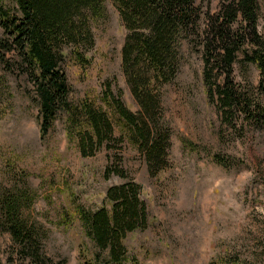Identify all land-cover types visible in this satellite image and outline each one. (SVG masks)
I'll return each instance as SVG.
<instances>
[{"label":"rangeland","instance_id":"obj_1","mask_svg":"<svg viewBox=\"0 0 264 264\" xmlns=\"http://www.w3.org/2000/svg\"><path fill=\"white\" fill-rule=\"evenodd\" d=\"M197 1L214 12L219 3ZM257 2L263 39L264 0ZM102 4L87 18L86 35L31 40L61 71L60 89L32 64L30 38L18 44L0 25V264H264V121L224 120L191 37L166 77L143 75L154 95L143 115L164 135L162 165L150 170L115 106L142 116L122 68L127 32L113 4ZM18 14L11 0H0V18ZM243 51H235L230 78L256 97L264 74ZM45 91L54 95L46 119L39 107ZM88 112L109 119L111 135L96 137L100 143L87 139ZM128 181L139 186L146 220L121 236L122 252L111 259L87 233L86 217L110 209L105 190Z\"/></svg>","mask_w":264,"mask_h":264},{"label":"trees","instance_id":"obj_2","mask_svg":"<svg viewBox=\"0 0 264 264\" xmlns=\"http://www.w3.org/2000/svg\"><path fill=\"white\" fill-rule=\"evenodd\" d=\"M102 1L11 0L19 14L1 17L0 25L8 37L18 44L22 37L30 38L32 64L38 65V73L42 78L60 89L63 83L61 71L54 68L55 63L46 51L36 47L31 40L38 33L64 35L70 39H75L79 34L86 35L87 18L92 19L100 13ZM109 1L127 32L121 45L122 68L129 89L141 104L142 110L139 113L142 116L137 120L124 105L115 102V106L119 117L126 121L124 124L127 126L131 123L129 137L143 151L150 170L162 165L163 146L159 142L164 135L152 132L149 120L143 115V112L146 115L150 111L154 97L151 91L145 89L149 80L145 83L143 75L150 77V82L158 80V77H166L177 63L178 51L181 53L184 45L189 47L188 40L191 37L194 38L192 44L198 45L204 80L207 82L211 77L207 85L209 98L216 101L217 110H220L224 120L234 125L233 120L240 116L241 121L245 120L254 126L262 125L264 78H259L256 83V97L247 89L235 85L230 78V65L235 58V51H243L244 44L250 46L251 50L248 53L243 51V56L255 64L260 76L264 74V38H260L255 26L258 17L257 0H219L215 12L210 11L206 3L202 5L197 0ZM234 23L237 25L233 26ZM182 41L187 44L181 45ZM5 44L1 42L4 48L10 46ZM221 73V79L216 81L215 75ZM53 96L45 91L39 104L44 119L50 114ZM87 119L92 132L87 133L88 141L100 143L98 139L111 135V125L104 114L88 112ZM44 127L41 119L40 133ZM81 148L84 153V148ZM118 169V166H113L110 170L121 175L122 171ZM138 187L133 181L110 185L105 190L110 209L102 205L86 217L87 233L97 247L106 248L111 259L117 258L122 252L119 244L121 236L145 223V208L138 197Z\"/></svg>","mask_w":264,"mask_h":264}]
</instances>
